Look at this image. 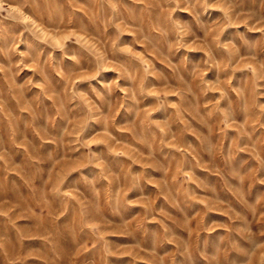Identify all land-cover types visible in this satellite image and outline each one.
<instances>
[{"label":"rangeland","instance_id":"1","mask_svg":"<svg viewBox=\"0 0 264 264\" xmlns=\"http://www.w3.org/2000/svg\"><path fill=\"white\" fill-rule=\"evenodd\" d=\"M0 264H264V0H0Z\"/></svg>","mask_w":264,"mask_h":264}]
</instances>
